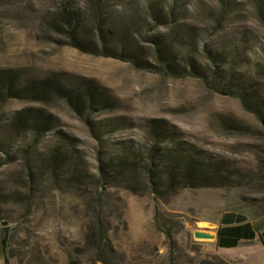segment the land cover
<instances>
[{
  "label": "rangeland",
  "instance_id": "rangeland-1",
  "mask_svg": "<svg viewBox=\"0 0 264 264\" xmlns=\"http://www.w3.org/2000/svg\"><path fill=\"white\" fill-rule=\"evenodd\" d=\"M66 6L86 41L53 24ZM0 70L44 83L0 102V264H223L198 223L264 216V0H0ZM24 109L51 125L14 129ZM154 148L189 151L208 185L99 174Z\"/></svg>",
  "mask_w": 264,
  "mask_h": 264
},
{
  "label": "trees",
  "instance_id": "trees-1",
  "mask_svg": "<svg viewBox=\"0 0 264 264\" xmlns=\"http://www.w3.org/2000/svg\"><path fill=\"white\" fill-rule=\"evenodd\" d=\"M53 24L62 33H66L74 40L86 41L81 31L83 19L79 10L66 6L56 13ZM96 47L95 45H93ZM21 77L18 72L12 70H0V102L20 96H27L43 87L44 83H32L26 87L20 84ZM246 107L247 101L242 97ZM90 105H94L91 101ZM51 117L40 109H24L13 119V128L19 131H32L41 134L44 129L51 125ZM264 123V122H263ZM152 129L160 135L159 142L168 135V129L163 121H152ZM147 159H141L138 152L128 150L122 155L110 156L107 161L102 162L99 174L110 181H115L118 177L122 179L137 180L141 177H149L153 183V191L160 196L174 193L187 187H199L202 179H206L202 164L187 150L176 148H154ZM52 163L65 165L69 158L59 149H55L49 156ZM96 178V176L92 175ZM132 192H136L135 186H121Z\"/></svg>",
  "mask_w": 264,
  "mask_h": 264
},
{
  "label": "crops",
  "instance_id": "crops-1",
  "mask_svg": "<svg viewBox=\"0 0 264 264\" xmlns=\"http://www.w3.org/2000/svg\"><path fill=\"white\" fill-rule=\"evenodd\" d=\"M211 222L218 225L211 243L223 264H264V216L226 211Z\"/></svg>",
  "mask_w": 264,
  "mask_h": 264
},
{
  "label": "water",
  "instance_id": "water-1",
  "mask_svg": "<svg viewBox=\"0 0 264 264\" xmlns=\"http://www.w3.org/2000/svg\"><path fill=\"white\" fill-rule=\"evenodd\" d=\"M217 228L218 225L212 222H200L198 229L194 231V238L200 241H214L217 237L214 230Z\"/></svg>",
  "mask_w": 264,
  "mask_h": 264
}]
</instances>
